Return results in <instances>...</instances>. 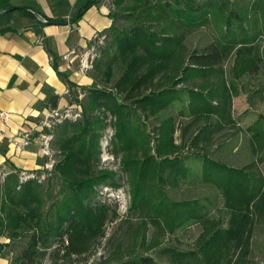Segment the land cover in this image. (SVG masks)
<instances>
[{
	"label": "trees",
	"instance_id": "trees-1",
	"mask_svg": "<svg viewBox=\"0 0 264 264\" xmlns=\"http://www.w3.org/2000/svg\"><path fill=\"white\" fill-rule=\"evenodd\" d=\"M100 1L86 0L72 23ZM228 5V0H111L112 25L104 33L105 44L99 48L89 73L91 85L78 88L53 65L68 88V96L75 98L82 93L83 98L75 102L82 110L81 118L64 119L52 132L51 145L60 157L53 166L54 182L20 181L19 172L6 173L0 182V239L9 241L0 244V253L17 240L23 241L11 264H45L46 260L48 264H70L88 256L105 238L107 223L117 216L107 205H93L92 200L95 187L114 178V174L98 170L99 141L108 125L113 130L112 155H121L123 170L132 171L131 177L136 180L129 210L139 218L134 230L136 239L147 226L153 227L152 249L158 246L159 236L172 234L193 220L202 228L194 248H164L157 253L159 259L165 258L166 264H255L250 261L251 242L257 225L264 224V176L254 174V169L257 162H264V116L259 115L248 128L252 131L249 142L256 163L233 168L198 156L203 166L202 180L212 183L223 198L218 218L209 217L197 200L178 203L166 198L162 185L187 174L184 160L175 155L180 149L172 138L175 119L159 120L153 128V147L143 121L157 118L174 102L181 101V94L186 92L189 100L180 116L188 112L191 120L180 130L182 139L193 124L204 120L190 139L191 148L200 149L212 132L233 124L222 68L234 56L229 69L233 79L264 70V3H254L250 9L262 21V32L256 36L246 35L244 40L234 42L224 32L226 41L218 40L200 52L189 53L183 45L186 33L206 23V12L215 11L225 18L226 31L241 23L242 17ZM10 20V11L0 12V34L11 30ZM47 52L54 62L56 56ZM210 75L218 83H201L199 90L180 92L175 88ZM57 101V96L49 99L51 111L57 109ZM112 239L109 237L106 243ZM117 247L92 264H162L145 255L123 258Z\"/></svg>",
	"mask_w": 264,
	"mask_h": 264
},
{
	"label": "rangeland",
	"instance_id": "rangeland-1",
	"mask_svg": "<svg viewBox=\"0 0 264 264\" xmlns=\"http://www.w3.org/2000/svg\"><path fill=\"white\" fill-rule=\"evenodd\" d=\"M223 1L225 0H220V2ZM228 1V8L237 11L242 17V22L235 23L229 28V31H226L223 23L225 18L219 16L215 11L206 12L205 18L202 16V19L204 18L206 23L191 29L190 32L185 34L183 45L189 53L193 51L200 52L202 49L211 43H216L218 40L226 41L227 36H224V32H227L228 38L233 39L234 42L244 40L243 38L246 35L254 37L262 32L260 15L254 13L250 9L252 4L259 2L264 3V0ZM107 2L111 5V0H107ZM119 23H122V21L120 20ZM223 36L225 38H223ZM104 44L105 41L101 45H94L88 48V51L79 55L77 63L82 73L87 72L89 75L92 70L93 62L100 54L99 48ZM261 45L264 46V43ZM234 60L235 57L232 56V58L224 64L221 75L225 80L226 86L229 88L231 100L230 117L234 120L233 124H225L222 128L218 129V131L212 132L210 135L211 137L209 136L210 140L200 145V149L196 150L191 148L190 139L193 137L197 127L204 124V120L195 125L193 124L185 134L184 139H182L181 136L180 130L191 120L188 112L184 113V116H180V110L183 109V106H186L189 100L186 92L181 94V101L174 102L168 109L163 110L157 118L149 117L143 119L145 132L150 135L151 138L150 147L154 145L153 138H155L156 132L153 128L159 123V120L169 117L175 119L176 126L174 125L172 138L174 143L180 147L175 155L184 160L183 162L187 174L184 178H177L175 181L165 182L162 185V190L170 202L183 203L197 200L200 205L206 208V213L211 218H218L221 215L223 211V198L220 195V191L214 187L212 183H206L202 180L203 166L201 158H198V156L205 155L214 162H220L233 168H242L251 162L256 163L257 157L252 154L249 142L252 131H249L248 128H251L255 124L259 115L264 116V70H259L254 74L247 73L246 75L233 79L229 76V69ZM85 65L86 68L84 69L83 66ZM216 77L220 78V76L217 75ZM214 82L218 83V79L213 75L203 80L196 77L193 78L190 83H180L176 85L175 88L180 92L195 88L199 90V85L201 83L210 86V83ZM77 87L82 89L88 86ZM207 90L202 91L203 94H205ZM76 98L80 101L83 98L82 93L75 98L74 96H68L67 106L56 109L57 114L61 116L64 114V111H68L69 117L66 118L67 120L75 121L80 119L82 110L75 104ZM214 104L215 103H213V105ZM44 118L45 116L41 122H46L48 127L42 126L41 134L42 136L50 137V140L47 142L48 155L42 156L45 160L41 169L35 172H27L29 177L27 180H37L39 183H46L48 179L54 182L51 178L53 175V166L60 160L58 152L52 147L51 143L53 138L52 132L54 128L61 123V118H47L46 121H44ZM213 120L214 118L211 119L212 124H214ZM108 122L109 119L106 120L107 124ZM112 135L113 130L109 125L101 133L98 170L112 173L114 174V178L111 181H107L95 187L96 193L93 196L92 204L107 205L112 212L114 211L117 218L115 221L107 223L105 238L100 241L88 256L77 259L70 264H84L85 261L87 264L97 263L101 260L102 256H107L108 252L117 246L123 258L145 255L153 257L157 262L166 264L165 258L159 259L157 253L164 248L170 247L183 251L193 249L195 240L202 231L201 225L193 220L187 221L181 227L177 228L174 233H165L159 236L157 238L159 243L158 246L152 249L149 247L153 236V227L147 226L146 231H142L137 236V239L135 238L134 230L139 223V218L137 214L129 210L132 206L133 190L136 180L131 177V174H133L132 171L123 170L121 155L118 154L117 158L112 155L113 148L110 144ZM40 142L42 144L43 139H41ZM255 167L254 174L259 173L261 176H264V162H257ZM57 189L58 185H55L54 192H56ZM48 204H50V202H48ZM109 237L113 239L107 244L106 240ZM8 243V240L4 238L0 239V244ZM22 243V240H17L10 248L4 249L3 252L0 253V264H11L13 256L19 251ZM250 261L255 264H264V224L257 225L254 230L251 242ZM45 264H48L47 260Z\"/></svg>",
	"mask_w": 264,
	"mask_h": 264
},
{
	"label": "crops",
	"instance_id": "crops-1",
	"mask_svg": "<svg viewBox=\"0 0 264 264\" xmlns=\"http://www.w3.org/2000/svg\"><path fill=\"white\" fill-rule=\"evenodd\" d=\"M86 0H0V12L10 11L11 30L0 34V171L35 172L44 158L40 153L42 122L49 111V99L57 96V109L68 104V88L57 77L66 73L75 86H89L90 76L79 70L77 59L96 45L94 35L105 36L112 25L107 0L86 9L72 19ZM5 6V8H2ZM48 21H61L49 24ZM49 50L56 60L48 54ZM25 132L30 144L14 152L10 139ZM19 138V137H18Z\"/></svg>",
	"mask_w": 264,
	"mask_h": 264
},
{
	"label": "built area",
	"instance_id": "built-area-1",
	"mask_svg": "<svg viewBox=\"0 0 264 264\" xmlns=\"http://www.w3.org/2000/svg\"><path fill=\"white\" fill-rule=\"evenodd\" d=\"M104 40H105V36H101V35L99 36V35L96 34V35H94L92 37V41H94L96 45L103 44ZM83 67L85 69L86 65L83 66ZM63 113H64L63 115L59 116L57 114V110L49 111L45 115L44 121H46L47 118H54V117H59V118H61L60 121H62V120H64V119L69 117V112L68 111H64ZM0 119L2 121H6L8 119V114L5 113V112H1L0 111ZM42 126H47L48 127L46 122H43ZM42 139H43V142L41 144L40 153H41L42 156H47L48 155L47 142L50 140V137L43 136ZM29 144H30V138H29V135L27 133H25V132L19 133L17 137L10 139V142H9V145L11 146V148H12V150L14 152L22 151L23 149L28 147ZM18 175H19L20 181H25V180L29 179L27 172L21 171V172L18 173ZM5 176H6V173L4 172V169L2 168L1 171H0V182L3 181Z\"/></svg>",
	"mask_w": 264,
	"mask_h": 264
}]
</instances>
